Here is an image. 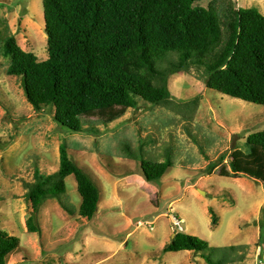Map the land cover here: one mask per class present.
I'll return each mask as SVG.
<instances>
[{"label": "rangeland", "instance_id": "rangeland-1", "mask_svg": "<svg viewBox=\"0 0 264 264\" xmlns=\"http://www.w3.org/2000/svg\"><path fill=\"white\" fill-rule=\"evenodd\" d=\"M199 5L215 6L223 23L228 7L264 15V0ZM11 34L24 51L48 59L43 0H0V229L21 241L8 264H209L202 255L208 252L163 251L178 232L207 241L216 260L235 246L228 264H264V182L232 169L237 159L241 170L264 174V153H248L247 146L251 134L264 130V106L209 89L203 72L192 70L172 75L169 88L175 102L193 104V118V108L184 105L139 101L112 123L90 117L85 133H71L54 120V108L36 112L20 78L8 75L11 58L3 46ZM63 144L100 190L97 214L79 216L82 198L70 176L62 203L73 215L48 200L38 217L40 233H29L25 183L34 182L36 170H58ZM166 154L172 167L156 185L134 175L142 161L163 162Z\"/></svg>", "mask_w": 264, "mask_h": 264}, {"label": "trees", "instance_id": "trees-1", "mask_svg": "<svg viewBox=\"0 0 264 264\" xmlns=\"http://www.w3.org/2000/svg\"><path fill=\"white\" fill-rule=\"evenodd\" d=\"M200 1L43 0L48 59L41 61L24 51L11 34L3 46V55L11 58L8 75L25 78V96L36 112L54 108V120L77 134L87 131L84 119L98 116L107 125L121 118L124 110L136 109L139 101L169 109L184 105L193 108L189 115L193 118V104L175 102L169 88L172 75L192 70L203 72L207 88L264 106V15L255 8L228 7V21L223 23L212 10L215 6L205 8ZM247 146L248 153H264V130L251 134ZM125 149L134 157L129 147ZM236 162L235 173L264 182L263 172L241 170ZM171 167L166 154L163 162L142 161L134 175L156 185ZM213 170L211 166L208 174ZM70 176L82 198L79 216L87 220L96 216L100 190L63 144L58 170L51 174L36 170L34 182L25 183L32 211L26 222L29 233H40L38 217L46 201L63 202ZM62 206L73 215L72 209ZM20 245L18 237L0 229V264H8ZM215 249L205 240L178 232L163 251L208 252L202 254L207 263L228 264L235 246L224 248L220 261L212 256Z\"/></svg>", "mask_w": 264, "mask_h": 264}, {"label": "water", "instance_id": "water-1", "mask_svg": "<svg viewBox=\"0 0 264 264\" xmlns=\"http://www.w3.org/2000/svg\"><path fill=\"white\" fill-rule=\"evenodd\" d=\"M21 85H22V88H23V90H24V93L27 94V93H28V89H27V83H26L25 78H22V80H21ZM201 193L203 194L202 191H201Z\"/></svg>", "mask_w": 264, "mask_h": 264}, {"label": "built area", "instance_id": "built-area-1", "mask_svg": "<svg viewBox=\"0 0 264 264\" xmlns=\"http://www.w3.org/2000/svg\"><path fill=\"white\" fill-rule=\"evenodd\" d=\"M263 264V263H262Z\"/></svg>", "mask_w": 264, "mask_h": 264}]
</instances>
